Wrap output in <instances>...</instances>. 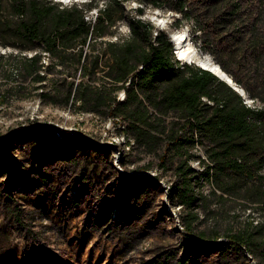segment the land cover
Masks as SVG:
<instances>
[{"label":"trees","instance_id":"16d2710c","mask_svg":"<svg viewBox=\"0 0 264 264\" xmlns=\"http://www.w3.org/2000/svg\"><path fill=\"white\" fill-rule=\"evenodd\" d=\"M124 1L106 0L87 20L90 3L0 0V46L18 49L19 71L34 85L25 97L125 123L131 148L165 147L158 157L174 164L170 193L183 236L224 238L226 250L264 264V0H142L176 14V25L192 23L189 35L199 34L201 49L256 107L209 70L180 64L171 39L140 18L128 38L91 45L123 19Z\"/></svg>","mask_w":264,"mask_h":264},{"label":"rangeland","instance_id":"374dc122","mask_svg":"<svg viewBox=\"0 0 264 264\" xmlns=\"http://www.w3.org/2000/svg\"><path fill=\"white\" fill-rule=\"evenodd\" d=\"M53 1L90 3L87 20L106 4ZM123 9V19L109 35L91 45L99 49L105 41L128 38L130 21L140 18L166 34L177 53L172 34L183 31L199 55L213 60L194 39L199 34L189 35L186 26L192 23L176 25L178 16L165 7L125 0ZM0 55V95L6 96L0 98V264H178L188 253L193 254L189 264H257L244 250H226L224 238L212 244L183 236V210L170 193L177 182L174 164L163 165L158 157L167 154L165 147L145 153L126 144L125 123L53 105L35 93L26 98L34 85L19 71L21 53L0 46ZM42 63L50 61L44 56ZM36 123L53 130L21 132ZM193 153L202 155L201 148ZM190 164L200 169L196 159Z\"/></svg>","mask_w":264,"mask_h":264},{"label":"bare ground","instance_id":"6f19581e","mask_svg":"<svg viewBox=\"0 0 264 264\" xmlns=\"http://www.w3.org/2000/svg\"><path fill=\"white\" fill-rule=\"evenodd\" d=\"M61 2L64 1H68V0H59ZM183 35V31H181L180 33H174L172 34L176 48L178 50V53L176 51H174V57L177 61H179V63H181L180 61V57L182 59H185L187 62V65H190V63H195L198 64L199 66H202L205 69L211 70L213 71L215 74H217L219 77L224 75V72L218 67L216 66L215 62H213V60H211L208 56H201L199 55L195 49L189 44V42L187 41V38L184 40V38L182 37ZM180 57H178V55ZM225 77V76H224ZM124 98V93L121 92L119 94V99L122 100Z\"/></svg>","mask_w":264,"mask_h":264},{"label":"water","instance_id":"95a60500","mask_svg":"<svg viewBox=\"0 0 264 264\" xmlns=\"http://www.w3.org/2000/svg\"><path fill=\"white\" fill-rule=\"evenodd\" d=\"M216 64V63H215ZM216 66H218V64H216ZM219 67V66H218ZM220 68V67H219ZM221 69V68H220ZM210 71V70H209ZM214 74L213 71H210ZM224 72V71H223ZM217 75V74H216ZM225 76V77H224ZM219 77V76H218ZM221 80L225 81L236 93H238L240 96H242V98L245 100L246 103L249 102V98L246 96L245 92L239 88L233 81L232 79L224 72V75L223 76H220L219 77ZM40 128H46V129H52V127L50 125H47V124H39V123H36V124H32L30 127L28 128H24L21 130V132H25V133H30V132H35L37 131L38 129Z\"/></svg>","mask_w":264,"mask_h":264}]
</instances>
